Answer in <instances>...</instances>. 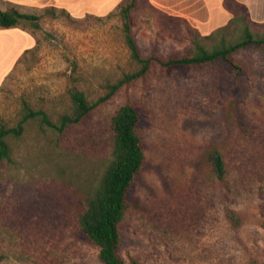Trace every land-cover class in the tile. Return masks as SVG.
I'll return each mask as SVG.
<instances>
[{"label": "rangeland", "instance_id": "obj_1", "mask_svg": "<svg viewBox=\"0 0 264 264\" xmlns=\"http://www.w3.org/2000/svg\"><path fill=\"white\" fill-rule=\"evenodd\" d=\"M15 1L7 0L37 14L40 29H0V124L15 126L23 103L44 111L50 124L28 121L0 163V264H100L77 215L100 186L111 157L110 119L124 103L143 114L145 162L119 225L124 264H264V42L230 55L238 73L220 62L166 68L152 60L142 77L59 132V116L70 113L69 87L96 101L138 65L117 6L95 17L90 11L103 8L93 0ZM47 7L55 14H45ZM131 18L140 55L160 61L189 54L193 39L211 50L240 40L243 30L233 22L204 39L146 0H137ZM248 20L252 36L264 39V22ZM210 146L225 157L221 180L204 160ZM226 209L241 217L237 227Z\"/></svg>", "mask_w": 264, "mask_h": 264}, {"label": "trees", "instance_id": "obj_2", "mask_svg": "<svg viewBox=\"0 0 264 264\" xmlns=\"http://www.w3.org/2000/svg\"><path fill=\"white\" fill-rule=\"evenodd\" d=\"M136 2L137 0H122L116 8V13L121 21L123 39L129 50L130 59L138 65V70L124 75L115 83L110 84L105 95L96 101L88 100L83 91L78 90L75 86L69 87L66 94L70 100V113L59 116L57 126L59 132L68 126L81 122L97 105L108 100L124 84L142 77L152 60L158 61L161 66L166 68H188L220 62L228 70L238 73L240 68L232 61L230 55L246 46L264 42V39L254 38L248 31L245 24L249 21L246 7L234 0H226V7L232 14L229 23L202 38L208 39L213 33L239 21L243 29L240 40L231 44L221 43L211 50H206L197 39H193L191 51L182 57L168 58L165 61L143 58L139 53L131 31V13L136 6ZM43 11L45 14L54 15L56 8L47 7ZM60 12L70 17L64 9H60ZM38 20L39 16L37 14L22 13L12 5L5 10L0 8V29L20 27L32 32L40 29L37 23ZM142 118V112L129 103H124L116 109L109 124L111 131V157L109 163L100 186L93 195L81 201L77 215L78 230L92 246L97 248V258L100 264H124L119 255L121 245L119 225L129 208V195L134 182L145 167L143 147L138 133ZM28 121H35L41 125L50 124L44 111L34 110L28 104L23 103L21 117L15 126L8 127L0 124V163L9 159L11 153L10 141L22 135L24 126ZM204 160L215 178L221 180L225 176V157L219 146H210L206 149ZM225 218L232 227H237L241 223V217L231 209H226ZM262 226L264 228V223ZM249 264L259 263L251 261Z\"/></svg>", "mask_w": 264, "mask_h": 264}, {"label": "crops", "instance_id": "obj_3", "mask_svg": "<svg viewBox=\"0 0 264 264\" xmlns=\"http://www.w3.org/2000/svg\"><path fill=\"white\" fill-rule=\"evenodd\" d=\"M92 1V0H89ZM95 8H103L92 12V16H105L109 10L118 6L122 0H93ZM147 4L169 18L183 19L191 27L205 36L218 28L226 26L232 18L231 11L226 7V0H146ZM246 7L248 17L252 22H264V0H234ZM14 3L17 1L13 0ZM103 2V3H102ZM10 4V3H9ZM103 4V5H102ZM117 4V5H116ZM16 7L15 5L11 4ZM7 0H0V8L5 10ZM4 6V7H3ZM19 9V8H18ZM103 10V11H102ZM20 11V9H19ZM100 11V12H99ZM22 13L28 14V12ZM7 33V32H5ZM12 33V32H11ZM23 33V32H22ZM13 35V34H12Z\"/></svg>", "mask_w": 264, "mask_h": 264}]
</instances>
